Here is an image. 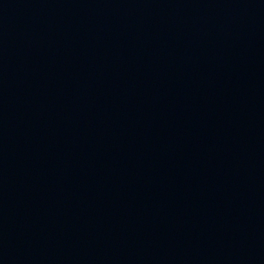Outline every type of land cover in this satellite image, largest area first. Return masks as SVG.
Wrapping results in <instances>:
<instances>
[{
    "label": "water",
    "instance_id": "95a60500",
    "mask_svg": "<svg viewBox=\"0 0 264 264\" xmlns=\"http://www.w3.org/2000/svg\"><path fill=\"white\" fill-rule=\"evenodd\" d=\"M0 264H264V0H0Z\"/></svg>",
    "mask_w": 264,
    "mask_h": 264
}]
</instances>
